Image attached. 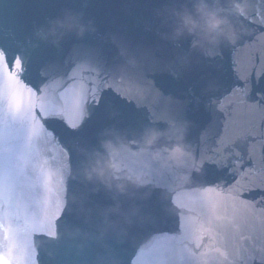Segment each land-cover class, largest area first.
Listing matches in <instances>:
<instances>
[{"label": "water", "instance_id": "95a60500", "mask_svg": "<svg viewBox=\"0 0 264 264\" xmlns=\"http://www.w3.org/2000/svg\"><path fill=\"white\" fill-rule=\"evenodd\" d=\"M90 5L87 0H0V47L7 54L9 63L15 56H22L24 70L29 72L47 64L45 55L52 57L49 71L35 86L39 88L37 97L33 98L37 108L45 100L57 96L79 98L80 87L84 82L83 71L88 70L91 65H97L98 56L91 50L96 37L95 25L91 23L90 15L94 11L90 9ZM73 21L83 25L85 32L82 36L69 40L61 35L58 22ZM18 83L17 67L10 65L8 70L0 68V203H12V221L8 234H11L13 242H20L9 251H0V264H133L141 251L146 253V263L161 257L148 250L150 246L160 242L159 236L167 229L157 226L152 203H134L140 210H146H142L145 221L135 229L124 225L119 235L118 231H113L117 228L114 220L121 224L115 214V207L106 208L103 203L88 200L85 181L88 136L79 138L62 131L57 132L60 142L70 152L62 167L58 164L56 170H53L57 177H47L51 176L46 171L50 162L42 163L40 159L43 156L25 154L19 139L25 143L29 132L34 129L29 125L23 126L13 116V95ZM23 99L27 102V96ZM6 113L11 117L9 123ZM152 127L148 125L143 128L146 130ZM78 156H81L80 160ZM196 159L207 167L206 156H196ZM161 161L165 163V155ZM165 164L168 165L169 161ZM165 167L166 170L157 169V181L162 190H191L198 193L215 212L223 216L232 214L242 224L252 222V204L250 202L248 206L245 176L230 169L227 173L222 171L220 177H216L208 173L207 168L192 170L185 166ZM184 175L189 178L183 179ZM76 178L77 183H74L72 179ZM64 179L70 180V183L63 181ZM30 189L38 194L54 193L62 203L67 204L69 221L77 236H91L95 239L98 228L104 242L100 243L101 256L95 257L93 247L92 251H88L77 245L66 248L65 259H59L49 247L40 252L32 219L26 217L21 199V194ZM98 193L102 194L101 191ZM140 198L146 199L144 196ZM17 228L20 230L19 234H15ZM249 234L248 238L243 235L236 240L241 264H264V224ZM119 238L121 242L117 244ZM5 239L8 240V236ZM109 257L111 258L108 259Z\"/></svg>", "mask_w": 264, "mask_h": 264}, {"label": "clouds", "instance_id": "9594fccd", "mask_svg": "<svg viewBox=\"0 0 264 264\" xmlns=\"http://www.w3.org/2000/svg\"><path fill=\"white\" fill-rule=\"evenodd\" d=\"M232 7L236 11L237 14L243 15L246 12V3L247 0H231ZM197 16L203 20L204 28H200L199 20L194 17L189 12H184L180 14V19L182 23V28H177L175 30V34L181 35L183 30H187L190 35H199L198 30L203 31V40L207 43L218 45L221 42H227L228 44H235L238 36L231 25V23L223 16L217 14L216 11H212L209 7L203 2L195 6ZM58 26L61 28L67 27L68 29L75 28L77 31V35L82 36L85 32V27L81 24H78L76 21L72 23L58 22ZM53 35H55V30H53ZM62 35V33H61ZM199 41H195L194 43H198ZM172 135L168 136L169 140H173L172 146L170 148L164 147L163 150H158L153 153L154 159H160L162 155H165V163L171 161L173 164L179 166H185L192 170H199L201 166V161L197 160L194 155L188 151L187 146L184 144V136L185 129L183 126L175 127L173 126ZM165 136L164 132L148 129L145 131L143 136V142L146 146L151 147L157 143L161 137ZM105 150L108 153V160L101 164L100 160H97L96 165L91 169L90 172L87 173L89 179L93 173H95L98 177L101 178L102 182H107L109 174L111 175V179L118 181H128L137 186H141L146 181H144L140 176H133L127 171H124L123 175H120L122 169L118 165V162L115 159V153L119 151L112 144L111 141L105 142L103 145ZM183 179L187 180L188 175H184ZM118 190L123 191L124 184L118 183L116 185ZM127 223H131V221H126Z\"/></svg>", "mask_w": 264, "mask_h": 264}, {"label": "snow or ice", "instance_id": "6c2138e0", "mask_svg": "<svg viewBox=\"0 0 264 264\" xmlns=\"http://www.w3.org/2000/svg\"><path fill=\"white\" fill-rule=\"evenodd\" d=\"M15 67H20L19 61L16 62ZM0 68L5 70L10 68L7 54L3 51L2 47H0ZM137 262L138 264H146V253L144 251H141L140 255L137 256Z\"/></svg>", "mask_w": 264, "mask_h": 264}]
</instances>
